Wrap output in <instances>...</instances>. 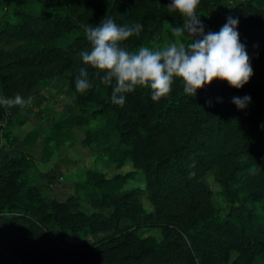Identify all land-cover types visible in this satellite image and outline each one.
Wrapping results in <instances>:
<instances>
[{"label":"trees","instance_id":"trees-1","mask_svg":"<svg viewBox=\"0 0 264 264\" xmlns=\"http://www.w3.org/2000/svg\"><path fill=\"white\" fill-rule=\"evenodd\" d=\"M3 1L0 34L23 42L0 56V95L14 98L17 91L22 95L39 83L48 85L57 75L75 93V115L51 120L40 159L50 154L51 142L72 141L74 126L103 117L104 124L86 128L82 144L117 165L130 160L140 168L152 209L145 210L137 188L123 189L130 173L88 170L75 184L87 200V212L79 209L75 194L58 200L25 177L34 160L29 152L0 155V264H264L262 1L238 0L231 11L239 18L240 42L252 28L262 34L253 40V75L241 89L214 80L188 96L176 78L166 98L155 102L149 88L138 87L126 94L123 106L112 103L111 88L90 67L93 87L84 94L76 91V77L87 67L79 53L90 47L83 26L105 17L121 26L139 23L140 34L122 46L150 48L156 27L174 38L171 28L183 26V17L167 10L170 0ZM224 1L200 0L196 14L205 33L221 29L209 10ZM180 40L187 44L190 37ZM244 96L250 102L238 109L232 98ZM6 114L0 104L1 135L12 142ZM208 171L223 205L214 203L201 182ZM150 227L160 229L159 240L144 236ZM104 231L112 232L97 241L84 238Z\"/></svg>","mask_w":264,"mask_h":264},{"label":"clouds","instance_id":"clouds-1","mask_svg":"<svg viewBox=\"0 0 264 264\" xmlns=\"http://www.w3.org/2000/svg\"><path fill=\"white\" fill-rule=\"evenodd\" d=\"M199 4L200 0H170L167 10L179 13L184 23L171 28L177 38L175 42L158 50L141 46L129 51L122 46L131 36L140 34L143 25L139 23L121 26L105 17L96 25H84L90 47L79 53L87 67L81 68L76 77V91L84 94L93 87L89 67L100 83L111 88L112 103L120 106L125 103L126 94L138 87L149 88L151 99L158 102L170 94L176 78H180L188 96L195 97L198 89L214 80L227 81L230 87L241 89L249 82L253 69L246 46L240 42L239 18L229 16L219 32L205 33V26L196 14ZM185 34L190 37L187 44L180 40ZM250 99L233 97L232 103L244 109ZM30 103L31 97L25 100L20 94L0 98V104L7 108ZM208 104L212 106L211 101Z\"/></svg>","mask_w":264,"mask_h":264},{"label":"rangeland","instance_id":"rangeland-1","mask_svg":"<svg viewBox=\"0 0 264 264\" xmlns=\"http://www.w3.org/2000/svg\"><path fill=\"white\" fill-rule=\"evenodd\" d=\"M237 2L238 0H225L219 5L210 7L209 12L212 16H217L219 27L226 23L227 17L231 16V11L235 8ZM3 4L4 1L0 0V9ZM261 35L258 30L252 28L249 30V36L242 38L241 43L246 46L249 57L254 38ZM74 38L75 35H72L67 42H72ZM176 39V37L170 38L161 27H156L152 31L150 48L152 50L162 49L168 44L175 42ZM22 42L10 37H3L0 34V56L6 57L9 51H13ZM19 93L20 91H17V94ZM21 96L25 100L31 97V103L26 104L24 107L7 108L5 120L10 119L11 121L9 134L14 140L8 142L1 135L5 126V122H2L0 124V129L2 128L0 130V143L4 144V146L0 147V155L29 152L34 160L30 167L26 169L25 177L31 183L46 189L58 200H64L66 197L75 194L78 198L79 209L90 212L91 210L84 195L75 190V184L80 180H84L88 170L98 169L107 176H112L116 173H130L131 175L124 183L123 189L137 188L140 201L145 210L150 211L152 209V205L147 199L144 175L140 168L136 167L130 160H125L122 164L117 165L111 162L105 154L94 153L89 147L82 144L86 128L104 124L106 121L103 117L90 121L87 126H74V138L72 141H64L60 144L51 142L50 154L45 159H40L43 136L50 128L51 120L73 117L76 113L73 106L75 93L69 87L66 78L57 75L50 84L39 83L29 91L23 92ZM230 96L231 93H228L225 97V102H229ZM0 98L4 97L0 95ZM27 139L28 141H25ZM201 182L211 192V199L214 203L223 205L220 187L214 180L213 172H206L201 178ZM95 211H102L108 214L107 209H95ZM111 232L104 231L96 235L87 234L84 238L97 241ZM144 236H152L159 240L161 232L158 228L150 227L144 231Z\"/></svg>","mask_w":264,"mask_h":264},{"label":"crops","instance_id":"crops-1","mask_svg":"<svg viewBox=\"0 0 264 264\" xmlns=\"http://www.w3.org/2000/svg\"><path fill=\"white\" fill-rule=\"evenodd\" d=\"M261 1H262V4H263V3H264V0H261ZM25 141H28V139H27V140H25ZM25 141H24V142H25Z\"/></svg>","mask_w":264,"mask_h":264}]
</instances>
